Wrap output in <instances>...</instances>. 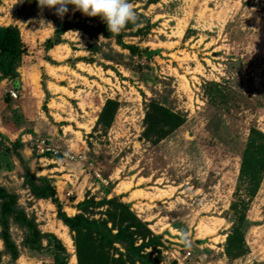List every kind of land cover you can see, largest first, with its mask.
<instances>
[{"label":"rangeland","instance_id":"rangeland-1","mask_svg":"<svg viewBox=\"0 0 264 264\" xmlns=\"http://www.w3.org/2000/svg\"><path fill=\"white\" fill-rule=\"evenodd\" d=\"M129 2L137 21L119 35L67 29L47 49L42 75L20 66L16 84L0 79V131L22 142L37 175L52 177L67 214L86 196L125 202L159 235V264H264V172L251 195L239 179L249 132L264 133V0ZM73 7L61 18L38 0H0V22L32 45L53 37L60 20L104 24ZM150 99L182 115L181 124L162 135L146 123ZM9 160L0 184L42 231L56 234L75 257L67 264H77L54 205L28 193L19 161ZM241 202V251L227 255ZM22 231L11 221L16 264H54L49 252L29 254ZM0 264H9L1 240Z\"/></svg>","mask_w":264,"mask_h":264},{"label":"trees","instance_id":"trees-1","mask_svg":"<svg viewBox=\"0 0 264 264\" xmlns=\"http://www.w3.org/2000/svg\"><path fill=\"white\" fill-rule=\"evenodd\" d=\"M78 28L89 34L103 31L104 35L112 36L105 22L92 25L84 20L77 22L60 20L53 29V37L48 36L32 45L24 40L16 26L0 22V79H8L12 84H16L15 78L18 77L17 69L20 66H36L42 75L44 66L40 62L51 59L46 53L47 49L60 40L59 36L65 30ZM117 41L123 46L118 36ZM123 47L128 51L138 49L137 45L131 43ZM140 50L149 52L146 49ZM3 98L9 100L7 91ZM109 103L112 102L106 99L103 110ZM150 104L152 108L150 110L148 108L145 113L146 123L152 122L158 125L162 135L180 125L184 119L182 115L174 113L158 102L151 100ZM22 145L19 139L11 140L7 133L0 131V167L11 169L9 157L14 156L23 169L20 176L28 193L35 198H48L51 201L58 219L69 229L77 264H159L161 262L159 254L154 253L156 246L159 245V235L152 231L147 221L138 217L116 196L108 198L103 194L98 198L83 197L75 203L78 212L73 215L67 214L57 197L52 177L35 173L29 160L20 153ZM31 153L34 154L33 151ZM36 154L39 156L41 153ZM240 157L239 179L245 182V190L251 195L255 192L264 172L262 130L253 128L249 132ZM15 199V195L0 184V240L9 264H16L19 256V249L10 235L11 221L23 228L21 243L30 255L45 251L50 253L54 264H67V260L70 261L72 255L66 251L61 240L52 231H42L34 218L28 217L26 212L17 206ZM241 203L242 209H236V222L233 224L232 232L226 235L224 248L227 255L241 251L243 224L246 219L243 209L245 205Z\"/></svg>","mask_w":264,"mask_h":264},{"label":"clouds","instance_id":"clouds-1","mask_svg":"<svg viewBox=\"0 0 264 264\" xmlns=\"http://www.w3.org/2000/svg\"><path fill=\"white\" fill-rule=\"evenodd\" d=\"M70 5L74 6L72 11L100 17L113 36L119 35L129 23L135 24L137 21L135 9L129 0H38L41 10L46 7L55 9L61 18L69 12ZM183 239L186 244L189 243L186 236Z\"/></svg>","mask_w":264,"mask_h":264},{"label":"built area","instance_id":"built-area-1","mask_svg":"<svg viewBox=\"0 0 264 264\" xmlns=\"http://www.w3.org/2000/svg\"><path fill=\"white\" fill-rule=\"evenodd\" d=\"M6 90H8V92H9V94L11 95V96H15V92L12 90V89H6ZM37 144V146L39 147V150L40 151H42L43 150V148H45V149H48L49 147H44L43 145H41V144H39V143H36ZM39 145H41V146H39ZM187 253H188V251H186V253H185V255H187ZM189 254V253H188Z\"/></svg>","mask_w":264,"mask_h":264},{"label":"bare ground","instance_id":"bare-ground-1","mask_svg":"<svg viewBox=\"0 0 264 264\" xmlns=\"http://www.w3.org/2000/svg\"><path fill=\"white\" fill-rule=\"evenodd\" d=\"M65 239L67 240V242H70V239L69 238L65 237ZM71 257H72L71 261H75V257L74 256H71Z\"/></svg>","mask_w":264,"mask_h":264},{"label":"crops","instance_id":"crops-1","mask_svg":"<svg viewBox=\"0 0 264 264\" xmlns=\"http://www.w3.org/2000/svg\"><path fill=\"white\" fill-rule=\"evenodd\" d=\"M44 61L46 62V60H42L40 63L41 64H43V66H44ZM58 195V194H57ZM72 208V207H71Z\"/></svg>","mask_w":264,"mask_h":264}]
</instances>
